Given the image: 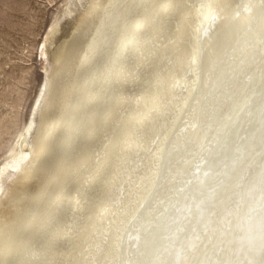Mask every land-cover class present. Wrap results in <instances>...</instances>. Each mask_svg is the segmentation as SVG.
Listing matches in <instances>:
<instances>
[{
  "label": "bare ground",
  "instance_id": "6f19581e",
  "mask_svg": "<svg viewBox=\"0 0 264 264\" xmlns=\"http://www.w3.org/2000/svg\"><path fill=\"white\" fill-rule=\"evenodd\" d=\"M41 48L0 264H264V0H65Z\"/></svg>",
  "mask_w": 264,
  "mask_h": 264
},
{
  "label": "rangeland",
  "instance_id": "374dc122",
  "mask_svg": "<svg viewBox=\"0 0 264 264\" xmlns=\"http://www.w3.org/2000/svg\"><path fill=\"white\" fill-rule=\"evenodd\" d=\"M64 1L0 0V163L27 120L42 79L41 41Z\"/></svg>",
  "mask_w": 264,
  "mask_h": 264
}]
</instances>
